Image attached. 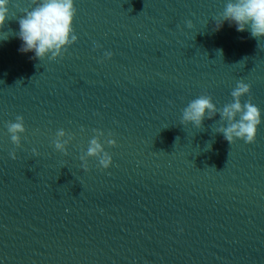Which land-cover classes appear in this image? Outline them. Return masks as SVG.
<instances>
[{
    "label": "water",
    "instance_id": "obj_1",
    "mask_svg": "<svg viewBox=\"0 0 264 264\" xmlns=\"http://www.w3.org/2000/svg\"><path fill=\"white\" fill-rule=\"evenodd\" d=\"M29 3L0 26V264H264V37L217 29L223 0H74L76 41L38 59L17 50ZM237 80L260 110L253 142L214 132L219 114L179 123ZM93 129L111 163L85 170Z\"/></svg>",
    "mask_w": 264,
    "mask_h": 264
},
{
    "label": "clouds",
    "instance_id": "obj_2",
    "mask_svg": "<svg viewBox=\"0 0 264 264\" xmlns=\"http://www.w3.org/2000/svg\"><path fill=\"white\" fill-rule=\"evenodd\" d=\"M223 3V9L216 17L220 21L217 29L222 22L228 21L229 26L234 24L238 32L247 30L253 38L264 37V0H223ZM9 4L10 0H0V26L9 17ZM75 12L74 0H30L29 7L21 9L22 14L16 17L18 30L15 36L21 42L17 50L22 53L32 52L33 57L38 59L46 55L49 59L61 55L63 49L77 39L72 27ZM185 24L190 27L191 21H185ZM96 46L98 45L94 42V47ZM217 53L221 55L222 50L217 49ZM111 56V51L106 50L103 53L104 59ZM249 92L250 85L237 80L229 93L231 100L220 107L212 102L209 95L200 94L190 99L182 108L179 123H190L193 127L200 128L203 119L219 114L214 132L221 133L223 139L230 144L234 139L251 143L255 139L261 117L259 108L251 102L250 96L241 103V96ZM5 126L12 144L19 145L18 134L24 132L23 117L17 115L14 121L5 122ZM92 131L95 135L88 140L87 147L80 156L81 167L86 170V158L96 157L98 166L107 168L111 163V156L104 150L99 139L102 133L99 129ZM65 135L63 129H57L55 138L51 141L54 148L61 153L66 151L65 145L72 138L69 133L66 139H62ZM105 143L113 145L115 141L107 139ZM32 151L35 154L36 150ZM9 156L14 159L15 153L9 152Z\"/></svg>",
    "mask_w": 264,
    "mask_h": 264
}]
</instances>
